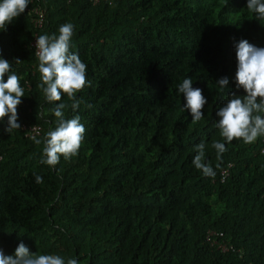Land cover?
<instances>
[{
    "label": "trees",
    "instance_id": "16d2710c",
    "mask_svg": "<svg viewBox=\"0 0 264 264\" xmlns=\"http://www.w3.org/2000/svg\"><path fill=\"white\" fill-rule=\"evenodd\" d=\"M33 4L44 11L39 34L74 25L70 51L86 64L90 84L65 116L79 115L85 133L77 156L50 167L40 163L43 144L21 128L0 131L5 255L23 242L37 255L79 264H264V136L226 144L219 168L207 149L214 178L192 164L196 144L220 139L216 111L228 94H244L235 89V43L264 47V20L248 11L247 0H30L0 30V57L24 89L18 122L38 124L39 139L56 127L50 109L71 102L62 93L49 103L38 87V60L28 45ZM224 76L229 84L220 92L216 80ZM186 77L207 99L198 122L178 92ZM208 229L231 248L210 246Z\"/></svg>",
    "mask_w": 264,
    "mask_h": 264
},
{
    "label": "clouds",
    "instance_id": "9594fccd",
    "mask_svg": "<svg viewBox=\"0 0 264 264\" xmlns=\"http://www.w3.org/2000/svg\"><path fill=\"white\" fill-rule=\"evenodd\" d=\"M30 0H0V30H6L7 24L13 22L25 12ZM246 7L255 14L257 20H264V0H247ZM74 25L64 23L59 26L58 34H42L35 38V56L38 60L37 70L40 74L38 87L43 91L47 102L61 101L62 93L67 95L70 104L57 103L50 112L56 117V127L47 131L42 138H37L39 131L29 136L36 145L43 144L40 163L54 167L61 156L67 161L78 155L84 139L85 127L80 123L79 115L66 118L65 109L77 110L82 98L77 97L86 84V64L76 52L70 51V41ZM236 51L235 89H243V95L232 91L229 98L216 111L219 118L214 127L220 139H213L210 144L201 141L195 145L196 155L192 164L205 177L214 178L211 160L206 159V150L215 151L216 165L220 167L223 154L228 150L226 144L241 140L251 144L258 137L264 136V47H257L246 39L234 45ZM19 58L15 64H20ZM12 63L0 57V121L7 117L6 126L0 131L10 135L14 129H20L17 106L22 102L24 89L20 78L12 70ZM5 77H7L5 79ZM218 91L223 92L229 84V77L216 80ZM191 77L183 79L177 88L183 96V109L188 111L193 122L204 118V106L207 104L202 89L193 88ZM91 107V105H87ZM35 182L43 183V178L36 173ZM0 264H79L76 258H67L56 254L37 255L30 252L23 243H19L14 252L5 255L0 248Z\"/></svg>",
    "mask_w": 264,
    "mask_h": 264
},
{
    "label": "built area",
    "instance_id": "2783aa9c",
    "mask_svg": "<svg viewBox=\"0 0 264 264\" xmlns=\"http://www.w3.org/2000/svg\"><path fill=\"white\" fill-rule=\"evenodd\" d=\"M29 13L31 14L30 21L32 23V26L36 30L31 34V38L28 42V45L31 48L33 54L35 55V47H34L35 38L37 36L41 35V34H39L38 29H40V27L42 26V24L44 22V11L38 5L33 4V6H31L29 8ZM21 129L23 131V135L26 137H29V136L35 134L33 129H37L40 133V126L38 124L21 125ZM228 166H230V163H227L225 165V167L219 171L220 180H222L223 177L226 175ZM263 194H264V191H263ZM214 235H221V233L215 232L212 229H208L205 233L206 240L208 241V244L210 246L214 247L215 249H217L219 251H227L228 249L231 248L230 243H228L224 240H216L214 238H211Z\"/></svg>",
    "mask_w": 264,
    "mask_h": 264
}]
</instances>
